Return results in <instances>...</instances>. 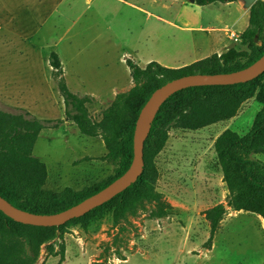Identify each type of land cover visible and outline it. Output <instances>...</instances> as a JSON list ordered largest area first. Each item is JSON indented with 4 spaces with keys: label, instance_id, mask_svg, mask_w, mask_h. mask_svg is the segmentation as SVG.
<instances>
[{
    "label": "rangeland",
    "instance_id": "1",
    "mask_svg": "<svg viewBox=\"0 0 264 264\" xmlns=\"http://www.w3.org/2000/svg\"><path fill=\"white\" fill-rule=\"evenodd\" d=\"M8 4L13 14L0 34V110L25 109L40 119H64L52 53L61 59L71 92L93 99L90 114L99 120L118 94L134 86L127 59L141 68L151 62L180 68L231 48L247 49L233 36L239 38L249 24L245 0L205 6L191 0H49L47 9L36 0ZM261 109L250 100L229 121L170 132L155 160L156 190L169 206L167 217L156 219L157 204L142 201L118 224L107 216L87 231L69 227L51 244L56 252L63 244L65 257L43 247L38 264H264L259 216L228 209L209 248L204 216L229 197L217 137L227 129L247 135ZM33 155L46 164L47 186L55 191L81 190L116 173L102 160V138L81 135L71 122L42 131ZM250 158L264 163V150Z\"/></svg>",
    "mask_w": 264,
    "mask_h": 264
},
{
    "label": "trees",
    "instance_id": "2",
    "mask_svg": "<svg viewBox=\"0 0 264 264\" xmlns=\"http://www.w3.org/2000/svg\"><path fill=\"white\" fill-rule=\"evenodd\" d=\"M239 0H195L199 6L233 3ZM246 50L231 48L193 64L168 68L157 62L145 68L127 59L134 86L118 94L102 112L99 120L91 117L93 99L71 92L64 78L58 54L52 53L49 65L58 80V91L64 102V119H40L25 109L16 112L0 110V196L18 209L34 214H57L97 194L131 167L134 158V135L139 115L152 94L168 82L191 75L233 73L251 66L264 55V0H257L249 10V24L238 34ZM257 39V40H256ZM256 100L262 105L251 131L240 136L229 129L215 141V153L229 197L227 204L204 212L210 226L209 248L221 223L231 209L259 216L264 221V163L250 158L264 150V74L257 79L231 86H206L183 89L172 95L160 108L145 142L144 170L137 182L110 202L83 217L59 227H34L17 223L0 211V264H38L42 248L52 256L65 257V246L56 252L51 246L63 238L65 229L89 230L107 216L118 224L142 201L157 204L156 219L168 216L169 206L156 190L159 174L156 157L165 149L173 129L200 130L235 118L243 105ZM71 122L80 134L102 138L106 155L102 160L115 167V175L81 190L49 189L48 169L33 155L42 131L58 129ZM226 205L228 207H226Z\"/></svg>",
    "mask_w": 264,
    "mask_h": 264
},
{
    "label": "water",
    "instance_id": "3",
    "mask_svg": "<svg viewBox=\"0 0 264 264\" xmlns=\"http://www.w3.org/2000/svg\"><path fill=\"white\" fill-rule=\"evenodd\" d=\"M192 3L195 0H191ZM257 0H245L250 9ZM257 40V39H256ZM264 74V55L246 69L217 75H191L168 82L157 89L143 107L135 129L134 158L131 167L108 187L89 197L80 204L63 212L47 215L34 214L16 208L0 196V211L13 221L34 227H59L73 219L83 217L96 208L110 202L137 182L142 175L145 142L152 124L162 105L175 93L188 88L206 86H231L251 82ZM226 207H228L226 205Z\"/></svg>",
    "mask_w": 264,
    "mask_h": 264
},
{
    "label": "crops",
    "instance_id": "4",
    "mask_svg": "<svg viewBox=\"0 0 264 264\" xmlns=\"http://www.w3.org/2000/svg\"><path fill=\"white\" fill-rule=\"evenodd\" d=\"M9 1L10 0H0V34H1V31H2L3 24H6V20L13 14V11H11L8 8V5H9L8 2ZM48 2H49V0H36V5L37 6L39 5L40 8H43V9L46 8L47 9ZM233 3H235V2H233ZM56 5H57V9L56 10H59L58 4H56ZM132 5H134V4H132ZM135 7H137V6L135 5ZM211 55H213V54H210L209 56H211ZM209 56H205V58H207ZM205 58H196L193 62L181 64L182 65L181 67L193 64V63H195L197 61H200V60H203ZM165 67H167V66H165Z\"/></svg>",
    "mask_w": 264,
    "mask_h": 264
},
{
    "label": "built area",
    "instance_id": "5",
    "mask_svg": "<svg viewBox=\"0 0 264 264\" xmlns=\"http://www.w3.org/2000/svg\"><path fill=\"white\" fill-rule=\"evenodd\" d=\"M233 36L235 37V40H236V41L239 40V38H238L235 34H233Z\"/></svg>",
    "mask_w": 264,
    "mask_h": 264
}]
</instances>
